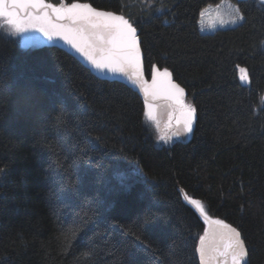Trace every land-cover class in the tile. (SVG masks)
<instances>
[{
	"label": "trees",
	"instance_id": "1",
	"mask_svg": "<svg viewBox=\"0 0 264 264\" xmlns=\"http://www.w3.org/2000/svg\"><path fill=\"white\" fill-rule=\"evenodd\" d=\"M220 1L46 0L137 28L145 79L167 69L197 110L193 132L162 146L129 80L0 28V264H199L207 222L191 199L264 264V5L236 0L240 25L202 33Z\"/></svg>",
	"mask_w": 264,
	"mask_h": 264
},
{
	"label": "snow or ice",
	"instance_id": "2",
	"mask_svg": "<svg viewBox=\"0 0 264 264\" xmlns=\"http://www.w3.org/2000/svg\"><path fill=\"white\" fill-rule=\"evenodd\" d=\"M240 9L235 10L230 23L244 21ZM225 21L221 20V24ZM7 27L9 34L22 35L40 32L48 40H63L82 55L97 71L126 77L144 95L147 119L159 130L161 123L156 115L155 100H163L170 108L165 132L161 140L189 135L196 123V108L186 103L185 89L176 83L167 69L156 68L151 83L145 79L141 43L137 28L129 19L112 11L98 10L90 3L74 2L60 7L46 0H0V28ZM240 79L250 83L247 69L239 68ZM63 123V113L56 118ZM87 148L82 155L87 154ZM189 203L199 209L206 222L216 226L213 242L205 243L207 233L200 238L201 264H248L249 249L241 232L223 220H213L197 199ZM147 222V219L145 220ZM219 239L222 246L215 243Z\"/></svg>",
	"mask_w": 264,
	"mask_h": 264
},
{
	"label": "rangeland",
	"instance_id": "3",
	"mask_svg": "<svg viewBox=\"0 0 264 264\" xmlns=\"http://www.w3.org/2000/svg\"><path fill=\"white\" fill-rule=\"evenodd\" d=\"M262 5H264V0H259ZM60 7V5H58ZM239 8V5L236 0H221L220 2L216 4H209L206 7H204L199 16V29L202 33H212L215 32L218 29H226V28H232L240 25L243 21L238 22L236 24L230 23L231 17L235 15V10ZM240 9V8H239ZM241 12V10H240ZM243 15V13L241 12ZM221 20H224L225 23L221 24ZM6 34H8L11 37H14L19 41L21 46L28 47V46H38L42 43H53L56 40H48L47 37H45L40 32H28L24 33L22 35H14L9 34L10 30L7 27L1 28ZM60 43H64V41H61ZM241 80V79H240ZM151 83V80L148 81ZM241 83L244 85H247L248 83H244V81L241 80ZM155 102V101H154ZM156 107V115L158 120L161 123V127L158 130L155 125L147 119V111H146V119L147 122L151 125L152 130L156 134V144L159 146L162 145H170L183 137H187L188 135H182L180 137H172L169 141L165 142L164 140L160 139V136L164 134L165 132V125L168 121L169 114H170V108L167 106V103L163 100H158L154 103ZM162 104V105H161Z\"/></svg>",
	"mask_w": 264,
	"mask_h": 264
},
{
	"label": "water",
	"instance_id": "4",
	"mask_svg": "<svg viewBox=\"0 0 264 264\" xmlns=\"http://www.w3.org/2000/svg\"><path fill=\"white\" fill-rule=\"evenodd\" d=\"M58 7V6H57ZM61 41H63V40H59V39H57L55 42H53V43H58V44H62V45H64V46H70V45H68V44H64V43H60ZM87 61V60H86ZM87 64L93 69V71L95 72V73H97V74H99L100 76H103V77H107V78H110V79H123V80H128L126 77H124V76H119V75H112L111 73H109V72H100V71H97L95 68H93L92 67V65L87 61ZM156 101H158V100H155V102ZM154 101H153V103H155ZM230 225V224H229ZM232 227H234L233 225H231ZM234 228H236V227H234ZM237 229V228H236ZM238 230V229H237ZM216 231V226L215 225H212L211 227H210V225H209V223L207 222V227H206V230H205V233H207V238L205 239V243H206V245L207 244H210V243H212L213 242V233ZM239 231V230H238ZM205 233H204V235L202 236V237H204L205 236ZM215 243L216 244H219V245H221L222 246V242L219 240V239H216L215 240ZM247 246V245H246ZM199 247H200V240H199V242H198V247H197V258H198V261H199V264H201V262H200V256H199ZM248 264H249V260H248Z\"/></svg>",
	"mask_w": 264,
	"mask_h": 264
}]
</instances>
